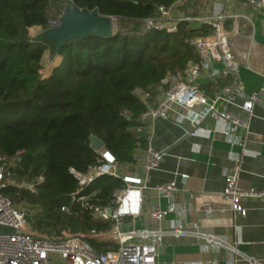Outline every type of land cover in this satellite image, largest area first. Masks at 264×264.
Wrapping results in <instances>:
<instances>
[{
  "label": "trees",
  "instance_id": "trees-1",
  "mask_svg": "<svg viewBox=\"0 0 264 264\" xmlns=\"http://www.w3.org/2000/svg\"><path fill=\"white\" fill-rule=\"evenodd\" d=\"M179 0H0V156H18L13 179L31 180L44 174L36 192L14 185L3 193L16 205L36 209L28 213L33 231L72 232L108 230L110 221L72 201L77 180L70 167L86 170L97 160L91 136L104 141L122 163H135L138 148L147 146L140 121L147 107L135 93L149 91L153 98L168 86L163 80L199 59L188 39L210 32L187 22L174 32L145 29L144 19L157 16V6ZM74 3L81 10H99L118 20L111 37L74 38L64 46L46 38L52 13ZM41 27L44 35L31 37ZM61 57L44 75L46 51ZM203 89L209 90L207 85ZM121 178L104 175L88 189L95 200L107 203ZM62 205L73 208L63 213ZM0 230H3L0 228ZM93 244L98 248L97 243Z\"/></svg>",
  "mask_w": 264,
  "mask_h": 264
},
{
  "label": "built area",
  "instance_id": "built-area-1",
  "mask_svg": "<svg viewBox=\"0 0 264 264\" xmlns=\"http://www.w3.org/2000/svg\"><path fill=\"white\" fill-rule=\"evenodd\" d=\"M255 8H264V0H243ZM114 18V17H113ZM227 20L233 23L228 29ZM145 29H159L174 32L178 25L187 22L193 28L208 26L210 32L197 34L188 39L199 55L197 61H191L184 70H179L173 76L163 80L168 87L162 90L153 102L149 91L136 88L135 93L146 104V111L140 121L142 130L153 133V126L158 120H168L175 124L189 122L191 130L188 135L222 134L231 148L239 146L243 151L251 132V123L255 117L254 108L264 104V88L242 98L244 85L239 77V64L230 45V38L251 25L250 19L244 14H226L224 4L216 2L213 11L204 15H189L182 12L178 1L171 6H157V16L144 19ZM61 24L60 20H51L49 29ZM40 29H43L39 27ZM31 29V28H30ZM29 29V30H30ZM43 31H45L43 29ZM43 73V71H42ZM228 78L233 82L216 96H210L202 88L198 78ZM215 121L216 126L210 127L207 119ZM223 124V125H222ZM236 126L242 130L238 134L231 130ZM97 153L95 163L86 170L70 167L69 171L77 180L78 187L72 192L73 202L92 213L95 219L110 221L108 230H92L89 232H72L67 229L53 232L33 231L27 220L26 209L16 205L3 190L14 185L18 188L36 192L39 184L45 182L44 174L31 180L19 181L11 177V169L17 165V155L0 156V264H54L53 257L59 256L65 264H157L159 248L168 235L181 237L195 235L199 245L204 249L225 247L231 252V260L236 264L244 258L249 264H262L260 260L248 257L239 252L233 244H228L213 234L187 228L186 216L192 207L186 204L178 205L174 201L180 190L176 177L159 184L148 186V179L153 171L160 168L166 154L164 150L155 149L148 137V143L141 160L132 163H122L105 145L94 149ZM230 160L234 162L231 168H225L223 175L225 187L221 195L228 207H215L210 202L201 205L200 210L206 216L216 212L224 213L231 210L235 216L246 215L247 209L242 206L244 198H255L264 204V188H243L239 185L243 158L241 153L231 152ZM109 175L121 178L123 186L115 188L107 203L95 200L97 190L87 192V189L101 176ZM180 182L186 184L189 174H177ZM153 190L159 197L167 198L166 209L159 204L149 210V215L158 221L159 228H137L134 223L124 227L126 219L134 220L143 212L144 191ZM61 211L72 214L73 208L62 205ZM177 213L178 218L163 222L169 213ZM197 227L196 224H194ZM103 244L98 248L93 244ZM240 256V257H239ZM198 264H215L201 261Z\"/></svg>",
  "mask_w": 264,
  "mask_h": 264
},
{
  "label": "crops",
  "instance_id": "crops-1",
  "mask_svg": "<svg viewBox=\"0 0 264 264\" xmlns=\"http://www.w3.org/2000/svg\"><path fill=\"white\" fill-rule=\"evenodd\" d=\"M216 2L224 4L226 14H244L251 21V25L246 29L231 36L230 45L239 64V77L245 94L260 91L264 88V8H255L243 0H179L178 4L185 14L204 15L212 13ZM225 25L230 29L233 23L227 20ZM198 80L202 88L204 85L208 86L209 90H205L210 96H216L233 82L231 77L215 79L200 76ZM156 101L154 98L153 102ZM254 113L252 133L244 151L239 146L231 148L219 133L210 136L188 135L186 131L191 130V126L187 121L180 125L168 120L156 121L149 139L155 149L164 150L166 154L160 168L151 173L148 186L176 177L180 190L176 192L174 201L178 205L186 204L192 207V211L186 216L189 230L197 229L213 234L220 240L235 245L241 254L258 259L264 264V204L260 200H242V206L247 209L246 215L235 216L231 210H227L206 216L200 210L205 202H210L215 207H228L221 193L225 187L224 169L234 165L229 158L231 152L241 153L243 158L239 185L243 188H264V104H257ZM207 124L212 128L216 126L211 118L207 119ZM231 130L242 133L236 126H232ZM145 149L146 147L137 149L136 162L142 159ZM181 173L189 174L185 185L177 175ZM157 204L166 209L169 201L159 197L153 190L146 189L142 214L134 220L126 219L124 227L134 223L137 228H159L158 221L149 215L151 207ZM178 217L177 213H169L163 224L166 225ZM95 243L101 245V248L104 246ZM231 255L230 250L225 247L202 248L195 235H168L159 248L157 264H198L201 261L233 264ZM53 260L54 264H65L59 256H54ZM236 264L249 262L241 258Z\"/></svg>",
  "mask_w": 264,
  "mask_h": 264
},
{
  "label": "water",
  "instance_id": "water-1",
  "mask_svg": "<svg viewBox=\"0 0 264 264\" xmlns=\"http://www.w3.org/2000/svg\"><path fill=\"white\" fill-rule=\"evenodd\" d=\"M114 34L112 16L102 15L99 10H81L74 3H70L61 16V24L49 29L46 38L55 41L59 47H62L74 38L90 35L111 37ZM246 97L247 94L244 93L243 98ZM139 133L148 139L149 132L142 130ZM90 140L93 149H98L105 145L104 141L98 136H91Z\"/></svg>",
  "mask_w": 264,
  "mask_h": 264
},
{
  "label": "rangeland",
  "instance_id": "rangeland-1",
  "mask_svg": "<svg viewBox=\"0 0 264 264\" xmlns=\"http://www.w3.org/2000/svg\"><path fill=\"white\" fill-rule=\"evenodd\" d=\"M70 4V3H69ZM68 4V5H69ZM67 9V5L63 7L61 12H56V8L52 7L51 8V13H52V20H60L61 16L63 15L64 11ZM114 21V32H116V30L118 29L119 23L118 20L116 18H113ZM29 34L31 35V37L35 38V37H39L41 35H44L45 32L43 31V29H40L39 27H32L29 30ZM61 60V57L59 55H52V53L47 50L45 53V56L43 58V63H44V70H43V74L44 75H48L52 72V69L54 68L55 65L59 64ZM20 207H23L26 209V213H34L36 211V209L34 207L31 206H26L25 204L21 205ZM27 219H28V215H27Z\"/></svg>",
  "mask_w": 264,
  "mask_h": 264
}]
</instances>
